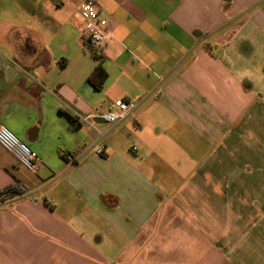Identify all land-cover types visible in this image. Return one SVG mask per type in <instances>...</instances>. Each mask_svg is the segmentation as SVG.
<instances>
[{
  "label": "crops",
  "instance_id": "obj_1",
  "mask_svg": "<svg viewBox=\"0 0 264 264\" xmlns=\"http://www.w3.org/2000/svg\"><path fill=\"white\" fill-rule=\"evenodd\" d=\"M84 1L0 0V126L40 157L0 146V192L25 190L0 200V264H264V0H94L101 62ZM117 100V126L72 129Z\"/></svg>",
  "mask_w": 264,
  "mask_h": 264
},
{
  "label": "built area",
  "instance_id": "obj_2",
  "mask_svg": "<svg viewBox=\"0 0 264 264\" xmlns=\"http://www.w3.org/2000/svg\"><path fill=\"white\" fill-rule=\"evenodd\" d=\"M79 13L81 20L80 30L91 45L92 55L96 60L102 59L108 42L113 38L108 22L100 16V10L94 0L84 1L79 7ZM136 108V103L117 100L114 102L112 109L104 115L82 117L76 114L74 118L80 125L86 124L93 127L96 119H101L107 125L115 127L126 120ZM0 146L28 171L34 173L38 171L40 163L38 153L5 126H0ZM133 150L136 149L134 148ZM94 151L98 156H101L104 153V148L95 147ZM77 160L78 157L70 153L66 157V164L73 166Z\"/></svg>",
  "mask_w": 264,
  "mask_h": 264
},
{
  "label": "trees",
  "instance_id": "obj_3",
  "mask_svg": "<svg viewBox=\"0 0 264 264\" xmlns=\"http://www.w3.org/2000/svg\"><path fill=\"white\" fill-rule=\"evenodd\" d=\"M98 61L101 62V59H99ZM105 80H106V74L100 63V65L96 68L95 72L89 78L88 82L92 86H94L97 90H102L104 87ZM67 117L71 124L72 129L75 131L78 130L80 128V124L77 123V120L70 115H67ZM24 191L25 190L20 187H11L9 189L0 192V200L20 195L24 193Z\"/></svg>",
  "mask_w": 264,
  "mask_h": 264
},
{
  "label": "water",
  "instance_id": "obj_4",
  "mask_svg": "<svg viewBox=\"0 0 264 264\" xmlns=\"http://www.w3.org/2000/svg\"><path fill=\"white\" fill-rule=\"evenodd\" d=\"M96 122H97V123H105V122H104L103 120H101V119H97Z\"/></svg>",
  "mask_w": 264,
  "mask_h": 264
}]
</instances>
